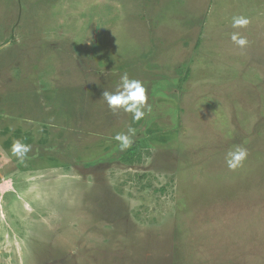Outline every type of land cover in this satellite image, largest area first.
Here are the masks:
<instances>
[{
	"label": "rangeland",
	"instance_id": "374dc122",
	"mask_svg": "<svg viewBox=\"0 0 264 264\" xmlns=\"http://www.w3.org/2000/svg\"><path fill=\"white\" fill-rule=\"evenodd\" d=\"M9 43L0 264H264V0H0ZM124 73L146 88L140 121L102 99Z\"/></svg>",
	"mask_w": 264,
	"mask_h": 264
},
{
	"label": "clouds",
	"instance_id": "9594fccd",
	"mask_svg": "<svg viewBox=\"0 0 264 264\" xmlns=\"http://www.w3.org/2000/svg\"><path fill=\"white\" fill-rule=\"evenodd\" d=\"M251 23V20L243 15L233 16L231 27L235 30L246 28ZM231 42L238 48L244 49L248 46L249 40L243 36L240 31H233L230 34ZM10 47L9 44H0V49ZM102 99L107 103L109 109L116 114L122 110L125 113L132 114L133 121H140L145 116V109L151 111V106L148 104V96L146 88L140 80L130 79L127 73L120 76V84L115 92H103ZM136 134V129L129 127L127 133H118L114 139L119 143L121 151L127 150L133 144V137ZM30 151V146L22 143L20 140H15L11 147L12 154L21 162ZM248 157V151L241 145H234L230 148L225 156V163L230 171H235L242 167L244 161Z\"/></svg>",
	"mask_w": 264,
	"mask_h": 264
},
{
	"label": "crops",
	"instance_id": "0c3cea01",
	"mask_svg": "<svg viewBox=\"0 0 264 264\" xmlns=\"http://www.w3.org/2000/svg\"><path fill=\"white\" fill-rule=\"evenodd\" d=\"M19 23H20V22H19ZM19 23L12 24V25L10 26L11 28L8 29V36H9V35L12 36L13 33H15V32H14V29H15L14 27H18V26H19ZM11 31H12V32H11ZM15 31H16V30H15ZM10 38H11V37H10ZM0 88H1L2 90H6L5 87H4V85H3L1 82H0Z\"/></svg>",
	"mask_w": 264,
	"mask_h": 264
},
{
	"label": "trees",
	"instance_id": "16d2710c",
	"mask_svg": "<svg viewBox=\"0 0 264 264\" xmlns=\"http://www.w3.org/2000/svg\"><path fill=\"white\" fill-rule=\"evenodd\" d=\"M136 148H137V147H133V148H131V149L129 150L128 155H129V154H130V155H134L133 152H135V149H136ZM132 159H133V157H132V158H129V157L127 158V157H126L125 162H133Z\"/></svg>",
	"mask_w": 264,
	"mask_h": 264
}]
</instances>
